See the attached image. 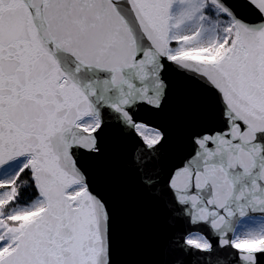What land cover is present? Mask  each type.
Listing matches in <instances>:
<instances>
[{
    "label": "snow or ice",
    "instance_id": "1",
    "mask_svg": "<svg viewBox=\"0 0 264 264\" xmlns=\"http://www.w3.org/2000/svg\"><path fill=\"white\" fill-rule=\"evenodd\" d=\"M191 94L212 123L164 174ZM112 130L173 226L153 264H264V0H0V264H118Z\"/></svg>",
    "mask_w": 264,
    "mask_h": 264
},
{
    "label": "water",
    "instance_id": "2",
    "mask_svg": "<svg viewBox=\"0 0 264 264\" xmlns=\"http://www.w3.org/2000/svg\"><path fill=\"white\" fill-rule=\"evenodd\" d=\"M155 119L168 132L159 159L164 174L181 165L192 151L188 139L191 128L212 123L202 118L194 94L173 96L168 108ZM105 145L104 159L92 162L91 170L116 211L118 264H153L160 242L171 234L173 226L164 208L142 186L134 166H129L137 149L135 140L112 130Z\"/></svg>",
    "mask_w": 264,
    "mask_h": 264
}]
</instances>
